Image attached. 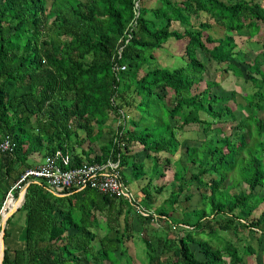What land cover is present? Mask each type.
Returning <instances> with one entry per match:
<instances>
[{
    "label": "trees",
    "instance_id": "16d2710c",
    "mask_svg": "<svg viewBox=\"0 0 264 264\" xmlns=\"http://www.w3.org/2000/svg\"><path fill=\"white\" fill-rule=\"evenodd\" d=\"M136 1L0 0V142L14 145L0 153V211L9 193L18 198L34 155L59 152L69 157L65 169L110 160L127 187L146 180L135 204L29 184L13 250L4 228L2 264H246L258 254L263 262L264 209L249 218L264 203V0H139L137 17ZM236 37L251 49H238ZM169 39L186 41L184 63L151 67ZM230 76L252 91H225ZM131 105L136 119L125 112ZM233 122L228 132L220 126ZM190 125L202 133L193 144L177 138ZM135 145L149 166L135 160ZM179 151L169 196L153 208L152 192L163 191L153 183L164 176L159 156L169 165ZM195 194L197 207L176 217L180 198Z\"/></svg>",
    "mask_w": 264,
    "mask_h": 264
},
{
    "label": "rangeland",
    "instance_id": "374dc122",
    "mask_svg": "<svg viewBox=\"0 0 264 264\" xmlns=\"http://www.w3.org/2000/svg\"><path fill=\"white\" fill-rule=\"evenodd\" d=\"M146 2L148 7H152L155 5L156 0H142V3ZM195 22V21H194ZM173 28H176L181 30V27H179L176 23H174L172 25ZM236 41H237V45H238V49L240 50H245V51H249V45L245 42V39L243 37H236ZM186 41L182 40V41H176L174 39H169L166 43L163 44V46L160 49L155 50L154 52V56H155V61H153L151 63V67L152 66H158V67H163V68H169V69H174L177 67H180L184 62L183 59L180 57L183 53H184V47H185ZM253 51V50H252ZM251 54H255V51L251 52ZM253 55H250V57H252ZM210 71L213 72V67H210ZM146 70V69H145ZM143 74V71L140 73V75ZM206 77H210L211 73L208 72L205 74ZM204 87V83L196 86L192 91L194 93L199 92L200 90H202ZM223 88L228 91L230 90H234L238 93H240L241 95L243 94H248L252 91V87L250 84L245 83L243 81V79H239V78H235L230 76L229 78L227 77L225 79V81L223 82ZM136 99L135 95L132 94L131 92L127 94V101L128 102H133ZM238 101L242 102L241 98L238 97ZM230 106L234 108V103H230ZM131 107V108H130ZM129 108L125 107V112H127L129 114L130 117H134L135 119L138 118V112L134 109V105H131ZM121 122V120L119 121ZM236 122L233 123H227V124H223L220 125L221 127H223L224 131L226 130L228 132V130H231V125H234ZM112 126L115 128V124L113 123ZM229 130V131H230ZM107 132V131H105ZM202 137V133L198 130V126L197 125H190L187 126L183 131L181 132H177V138L178 140L181 141H187L189 144H193L195 141L198 140V138ZM111 139V136L109 134H104L102 140L108 141ZM134 152V156H135V160L136 161H145L147 163V165L149 166V164L151 163V159H146L145 157V152H143L141 150V147L139 145H135L133 147V151ZM181 151H179L175 156L173 157H168L169 160L171 161V163L169 165H166L164 162V158H165V154L160 155L159 157L161 158V162H160V166L163 168V177H155L153 183L157 186V187H163V191L159 194H156L154 191L152 192L154 197H155V205L153 206V208H155L157 205H160L162 202H164L168 196L169 193L172 189V185H173V171L175 170V166L173 165V162L179 158ZM38 156V157H37ZM41 159V157L39 155H34L31 157L30 161L32 163H37L39 162V160ZM127 178L131 179V175H130V171H127V173L125 174ZM146 182V180H144L143 182H140L138 180H132L131 182H129V186L128 188L130 189V191L132 192L133 197H135L136 202L138 200H140L141 198V192L140 189L142 187V185H144V183ZM195 187L193 186L191 188V191H194ZM174 190H176V188L174 187ZM11 196L7 197V201H9ZM12 198H14L12 196ZM19 198V196H18ZM17 198H14V200ZM14 200L10 201L9 203L7 202L6 204V208L12 203L14 202ZM198 200H199V196L198 194H195L193 196V198L191 199V201L189 202H183V196L180 198V204L179 206L176 205L177 209H176V213L174 214L176 217H180L182 210L183 209H191L193 207H197L198 204ZM16 201V200H15ZM264 209V203L261 204L259 206V208L257 210H255L253 212V214L250 216V220L252 219H257L260 214L262 213ZM5 212V211H4ZM14 217L11 219L10 221V226L6 224L4 225V228L10 229L9 232V239H7V243L6 245H8L12 250L14 248L17 247L18 242L20 240V231H21V227L23 225V213L18 212V213H14ZM1 215V213H0ZM10 218V217H9ZM8 218V219H9ZM159 225L164 226V224L159 223ZM1 228H2V220L0 219V232H1ZM149 235H151L152 233H154L155 231H159V228L157 227V224H153L149 227ZM162 231V230H160ZM242 234H239V237H241ZM225 240H230L233 241L234 243L239 242L237 239V237L232 236V235H227L224 236ZM242 238H246L247 239V243H251L252 246H254V248H256V237L252 236V234H250L248 236V233L242 237ZM241 238V239H242ZM137 242V241H136ZM242 243V242H240ZM137 245H139V243L137 242ZM127 248L129 249V253L132 257H134V253L136 251V247L133 245L132 242H127L126 243ZM5 247V246H4ZM134 264H139L138 260L135 259L133 260ZM246 264H263L264 263V259L262 262V258H261V254H258L256 260L253 259V257H249L246 258ZM123 264V263H122Z\"/></svg>",
    "mask_w": 264,
    "mask_h": 264
},
{
    "label": "built area",
    "instance_id": "2783aa9c",
    "mask_svg": "<svg viewBox=\"0 0 264 264\" xmlns=\"http://www.w3.org/2000/svg\"><path fill=\"white\" fill-rule=\"evenodd\" d=\"M138 3L139 0L135 4L136 17L139 14ZM13 147L11 140L5 138L0 142V153H12ZM68 163L69 157L59 152L44 157L42 162L22 174L15 188H19L22 192L29 184H36L58 197L90 188L100 194L124 198L129 203L135 204V197L119 175L118 163L108 160L104 164L85 163L78 167L65 169ZM23 182L26 184L21 187L20 184ZM9 196L13 195L9 193L7 197Z\"/></svg>",
    "mask_w": 264,
    "mask_h": 264
},
{
    "label": "bare ground",
    "instance_id": "6f19581e",
    "mask_svg": "<svg viewBox=\"0 0 264 264\" xmlns=\"http://www.w3.org/2000/svg\"><path fill=\"white\" fill-rule=\"evenodd\" d=\"M11 199L13 200V198H11ZM15 200L7 208H6V204H7L8 201L6 202V204H5V206H4L3 210H2V213H1L2 222H4V220H6L9 217V215L12 212H14L16 209H18V207L21 205V203H22V194L20 195L19 198L15 199ZM2 251H3V245L0 246V255H1Z\"/></svg>",
    "mask_w": 264,
    "mask_h": 264
},
{
    "label": "water",
    "instance_id": "95a60500",
    "mask_svg": "<svg viewBox=\"0 0 264 264\" xmlns=\"http://www.w3.org/2000/svg\"><path fill=\"white\" fill-rule=\"evenodd\" d=\"M25 193H26V188H25L22 192H19V194H18L19 197H20V195L22 194V203H21V205H20L18 208H20V207L22 206L23 202H24V196H25ZM7 196H8V195H7ZM5 202H6V200H5ZM5 202L3 203V206H2V208H1L0 213L2 212V210H3V208H4ZM16 211H17V209H16L14 212H12V213L9 215V217H11ZM9 217H8V218H9ZM8 218H7L6 220H4V222H2V228H1V232H0V246L3 245V251H2V253H1V255H0V264H2V260H3V256H4V250H5V247H4V239H3V236H4V225L6 224Z\"/></svg>",
    "mask_w": 264,
    "mask_h": 264
},
{
    "label": "crops",
    "instance_id": "0c3cea01",
    "mask_svg": "<svg viewBox=\"0 0 264 264\" xmlns=\"http://www.w3.org/2000/svg\"><path fill=\"white\" fill-rule=\"evenodd\" d=\"M42 160H43V158H41V159L39 160V162H42Z\"/></svg>",
    "mask_w": 264,
    "mask_h": 264
},
{
    "label": "clouds",
    "instance_id": "9594fccd",
    "mask_svg": "<svg viewBox=\"0 0 264 264\" xmlns=\"http://www.w3.org/2000/svg\"><path fill=\"white\" fill-rule=\"evenodd\" d=\"M7 199V198H6Z\"/></svg>",
    "mask_w": 264,
    "mask_h": 264
}]
</instances>
